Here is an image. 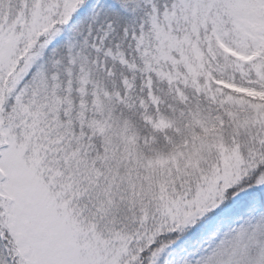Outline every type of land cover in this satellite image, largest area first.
I'll return each mask as SVG.
<instances>
[{"label":"snow or ice","instance_id":"6c2138e0","mask_svg":"<svg viewBox=\"0 0 264 264\" xmlns=\"http://www.w3.org/2000/svg\"><path fill=\"white\" fill-rule=\"evenodd\" d=\"M0 264H264V0H0Z\"/></svg>","mask_w":264,"mask_h":264}]
</instances>
